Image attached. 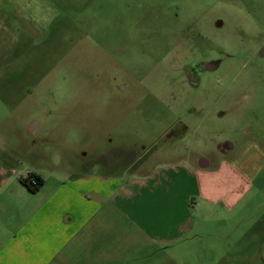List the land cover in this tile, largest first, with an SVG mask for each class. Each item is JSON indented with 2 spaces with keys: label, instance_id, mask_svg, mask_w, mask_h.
Instances as JSON below:
<instances>
[{
  "label": "rangeland",
  "instance_id": "obj_1",
  "mask_svg": "<svg viewBox=\"0 0 264 264\" xmlns=\"http://www.w3.org/2000/svg\"><path fill=\"white\" fill-rule=\"evenodd\" d=\"M193 63L216 66L195 87L175 70ZM222 141L235 151L206 186L258 173L254 201H198L178 246L115 264H232L222 251L247 257L258 240L264 252L250 230L264 225V0H0V156L19 175L122 177L186 149L214 162Z\"/></svg>",
  "mask_w": 264,
  "mask_h": 264
},
{
  "label": "crops",
  "instance_id": "obj_2",
  "mask_svg": "<svg viewBox=\"0 0 264 264\" xmlns=\"http://www.w3.org/2000/svg\"><path fill=\"white\" fill-rule=\"evenodd\" d=\"M227 162L198 161L186 149L137 174L84 173L49 184L35 172L19 175L0 156V264H71L73 256L77 264H115L120 253L143 259L172 250L196 229L198 201L235 203L251 187L255 174L239 176L236 189L209 190L206 181L223 177ZM31 174L43 180L36 193L21 183Z\"/></svg>",
  "mask_w": 264,
  "mask_h": 264
},
{
  "label": "flooded vegetation",
  "instance_id": "obj_3",
  "mask_svg": "<svg viewBox=\"0 0 264 264\" xmlns=\"http://www.w3.org/2000/svg\"><path fill=\"white\" fill-rule=\"evenodd\" d=\"M208 69H210V70L216 69V66L213 64H209V63H203V64L193 63V64H187V65L181 66L179 68H176L175 70L178 73L184 75L185 79L187 80V82L190 86L195 87L200 83L202 74ZM166 136H167V134H166ZM235 148H236V146L231 141H222V142L218 143L217 151L220 154L221 158L227 160L228 157H230L232 155V153L235 151ZM260 154L264 155V153H262V152ZM124 157H128L129 159L131 158V156H129V155H127V156L125 155ZM135 157L132 158V160H134V163L130 165V167H129L130 170H133V169L137 170L139 167V164H141V162L146 158V155H145V152L142 154L138 153L137 156H135ZM244 157L245 156H243L242 158H244ZM257 174L258 173H256L255 177L251 180V187L253 185V182H255L258 179ZM251 187L244 194L241 195L240 200L238 202L246 203L247 205H249L252 203V201H254V199L256 198V193L253 191V189ZM263 205H264V200H262L261 202H259L257 204L258 208L263 206ZM255 228L261 232L264 231V225L256 223V224L250 226L251 231L256 230ZM259 234L261 235V233H259ZM259 244H261V240H258V242H256L254 252L252 253V255H250V254L247 255V257L240 256L237 253H234L233 252L234 249L232 247H230L229 250L227 249L226 251H222L221 255H222V257L225 256L224 257L225 259H227L229 261L231 260V262H233L232 264H264V257H263V259H260L258 257L262 253L264 254L263 250L260 248L261 245H259ZM241 258L242 259L244 258L245 261H243Z\"/></svg>",
  "mask_w": 264,
  "mask_h": 264
},
{
  "label": "trees",
  "instance_id": "obj_4",
  "mask_svg": "<svg viewBox=\"0 0 264 264\" xmlns=\"http://www.w3.org/2000/svg\"><path fill=\"white\" fill-rule=\"evenodd\" d=\"M32 180L34 182H32ZM22 185L31 193L38 192L41 187L43 180L37 175H29L28 177L21 180Z\"/></svg>",
  "mask_w": 264,
  "mask_h": 264
},
{
  "label": "built area",
  "instance_id": "obj_5",
  "mask_svg": "<svg viewBox=\"0 0 264 264\" xmlns=\"http://www.w3.org/2000/svg\"><path fill=\"white\" fill-rule=\"evenodd\" d=\"M32 182H34V181L32 180Z\"/></svg>",
  "mask_w": 264,
  "mask_h": 264
}]
</instances>
